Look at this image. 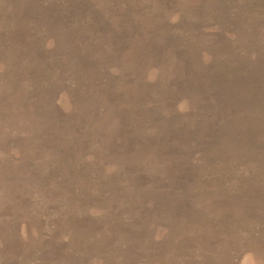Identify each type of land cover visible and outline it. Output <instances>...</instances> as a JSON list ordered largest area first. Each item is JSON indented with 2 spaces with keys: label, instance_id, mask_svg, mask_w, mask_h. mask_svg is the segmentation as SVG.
I'll use <instances>...</instances> for the list:
<instances>
[{
  "label": "rangeland",
  "instance_id": "obj_1",
  "mask_svg": "<svg viewBox=\"0 0 264 264\" xmlns=\"http://www.w3.org/2000/svg\"><path fill=\"white\" fill-rule=\"evenodd\" d=\"M0 264H264V0H0Z\"/></svg>",
  "mask_w": 264,
  "mask_h": 264
}]
</instances>
